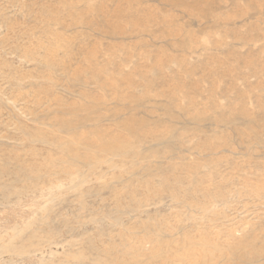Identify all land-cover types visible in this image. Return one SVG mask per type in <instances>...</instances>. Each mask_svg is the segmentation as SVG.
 I'll use <instances>...</instances> for the list:
<instances>
[{"label": "rangeland", "instance_id": "1", "mask_svg": "<svg viewBox=\"0 0 264 264\" xmlns=\"http://www.w3.org/2000/svg\"><path fill=\"white\" fill-rule=\"evenodd\" d=\"M0 264H264V0H0Z\"/></svg>", "mask_w": 264, "mask_h": 264}]
</instances>
